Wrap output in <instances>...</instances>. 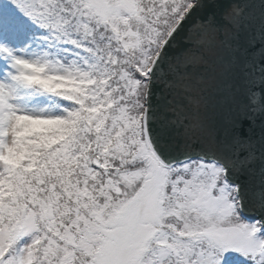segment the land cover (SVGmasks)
<instances>
[{
  "label": "snow or ice",
  "instance_id": "snow-or-ice-1",
  "mask_svg": "<svg viewBox=\"0 0 264 264\" xmlns=\"http://www.w3.org/2000/svg\"><path fill=\"white\" fill-rule=\"evenodd\" d=\"M0 264H264V0H0Z\"/></svg>",
  "mask_w": 264,
  "mask_h": 264
}]
</instances>
